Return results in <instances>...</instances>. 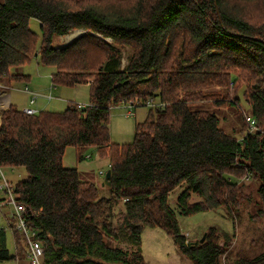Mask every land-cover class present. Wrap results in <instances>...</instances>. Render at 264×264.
Instances as JSON below:
<instances>
[{
  "label": "trees",
  "instance_id": "1",
  "mask_svg": "<svg viewBox=\"0 0 264 264\" xmlns=\"http://www.w3.org/2000/svg\"><path fill=\"white\" fill-rule=\"evenodd\" d=\"M30 20L40 23L39 46ZM77 30L85 34L54 45ZM126 48L132 53L122 68ZM34 58L55 69L54 86L91 90L86 108L27 115L11 105L1 114L0 166L26 172L15 192L43 243V264H147L145 229L166 231L192 264H221L225 245L216 228L203 243L193 241L178 218L232 209L242 179L258 182L264 206V0H0V83L27 81L11 70ZM238 81L245 92L237 100L202 92L226 91ZM136 98L165 107L150 108L136 123L131 144L112 143V106ZM202 101L237 107L239 131H227L215 111L195 108ZM246 117L257 122L256 131ZM71 147L95 148L110 160V197L64 167ZM179 189L173 207L170 197ZM194 196L201 200L192 203ZM121 202L125 212L114 224ZM121 230L136 246L131 253L113 247ZM13 240L11 255L0 230V262L25 254L20 235ZM238 264H264V252Z\"/></svg>",
  "mask_w": 264,
  "mask_h": 264
},
{
  "label": "rangeland",
  "instance_id": "2",
  "mask_svg": "<svg viewBox=\"0 0 264 264\" xmlns=\"http://www.w3.org/2000/svg\"><path fill=\"white\" fill-rule=\"evenodd\" d=\"M30 28L39 35V46L41 43L40 23L36 20H30ZM80 33L85 32L77 30L67 36H62L55 39L54 45L57 47L61 45L65 46L78 37ZM107 40L111 42L110 39ZM131 53L130 48L124 50L122 68L128 65V58ZM11 73L26 75L28 77L27 81L24 79L5 80L0 83L3 87L2 91H7L11 95L12 103L19 110L32 106L30 96L24 91L26 86L38 95L37 104L42 103L45 105L46 108L43 111L62 113L65 112L70 104H76L84 108L90 105L91 90L89 85L85 84L74 87L64 85L54 86L52 76L55 73V69L43 65L40 58H34L29 64L12 69ZM238 87L239 89H237ZM240 89L242 90L239 91ZM206 91H224L230 100H237V95L245 92V84H242L240 81L236 84L231 82L228 90L226 89L228 92L219 86L202 90L204 93H207ZM2 93L0 91L1 96ZM141 93H144V91L142 90ZM31 97L33 98L34 96ZM49 97H52V99H49ZM183 97L181 93L180 98ZM207 102L202 101L199 104L200 106L197 105L195 108L215 111L220 115L221 125L227 131L231 132L233 128H237L239 131L243 124L239 120L240 110L237 107L225 104L221 107L215 105V107L212 103ZM240 103H242L244 114L250 115L246 102L242 100ZM123 105L124 102L112 106L109 125L111 142L119 145L131 144L133 142L136 123L144 122L150 111L149 107L142 106L135 110V116H129L127 114L129 110L123 107ZM9 107L1 101L0 114L8 110ZM34 108L42 111L37 108V105ZM244 122L246 125L247 121L245 118ZM63 165L66 168L78 169L81 172L83 180L96 184L102 198L110 197L109 187L103 186L105 176L100 175L101 172L106 175L107 171L110 170V160L101 157L95 148H67L63 157ZM3 172L7 180L15 186L27 177L25 170L22 168L5 167ZM257 186L258 182L252 178L240 180L237 187L239 188V192L237 193L239 203L232 209L221 207L220 209L198 213L190 217H179L182 232L190 240L198 241L201 237L203 238L204 235H207L208 229L212 227L216 228L217 235H220L219 244L221 246L225 245V255L221 258V264H238L243 260L257 257L264 252V206L257 195ZM180 192L179 189L170 197V204L173 207L176 206V200ZM192 198V203L201 200L195 196ZM113 212V222L116 224L125 212L123 202L115 205ZM7 247L10 254L14 255V240L11 233H7ZM113 247H117L126 253H131L136 248L125 230H121L118 240L114 242ZM142 254L147 264H192L188 258L180 253L173 239L162 229H145L143 231ZM0 264H31V262L27 258V255L23 253L19 255L17 260L0 262Z\"/></svg>",
  "mask_w": 264,
  "mask_h": 264
},
{
  "label": "built area",
  "instance_id": "3",
  "mask_svg": "<svg viewBox=\"0 0 264 264\" xmlns=\"http://www.w3.org/2000/svg\"><path fill=\"white\" fill-rule=\"evenodd\" d=\"M2 85H0V91H2ZM1 97V95H0ZM52 97H49L51 99ZM31 105L33 106L36 102V96L31 98ZM165 107V104H157L152 98L147 99L145 102H141L140 98H136L135 101L125 103L123 107L127 108L129 116H135V110L139 107ZM82 108V106H79ZM22 113L27 115H34L38 113L37 110L32 107H25L21 110ZM251 130H257V122L249 117H246ZM111 166H109L110 168ZM4 168L0 166V230L7 233L20 235V244L27 258L31 264H43L44 258V246L38 237V232L32 228L27 218L26 205L19 200L18 195L15 192V185L10 183L5 174ZM103 177L105 174L100 173Z\"/></svg>",
  "mask_w": 264,
  "mask_h": 264
},
{
  "label": "crops",
  "instance_id": "4",
  "mask_svg": "<svg viewBox=\"0 0 264 264\" xmlns=\"http://www.w3.org/2000/svg\"><path fill=\"white\" fill-rule=\"evenodd\" d=\"M1 85V84H0ZM5 88V87H4ZM26 89H27V91H26ZM53 89H54V87H53ZM25 92H27V95H29L30 96V100H31V96H36V102H35V104L33 105V106H31L33 109H35L34 108V106H36L37 105V108L38 109H40V110H44V108H46L45 107V105L44 104H42V103H40V104H37V97H38V95L36 94V93H34V92H32L31 90H30V88L29 87H27L26 86V88H25V90H24ZM23 91V92H24ZM51 91H52V88H51ZM1 92H3L2 93V96L0 97V103H1V101L3 102V103H6V105H8V106H11V105H14L13 103H12V98H11V95L10 94H8L7 93V91H1ZM52 99V98H51ZM7 107V106H6ZM16 107V106H15ZM8 108V107H7ZM35 110H37V109H35ZM38 112H41V111H39V110H37ZM0 124H1V114H0ZM79 171V170H78Z\"/></svg>",
  "mask_w": 264,
  "mask_h": 264
},
{
  "label": "water",
  "instance_id": "5",
  "mask_svg": "<svg viewBox=\"0 0 264 264\" xmlns=\"http://www.w3.org/2000/svg\"><path fill=\"white\" fill-rule=\"evenodd\" d=\"M83 34L85 33H80V35L78 37H76L74 40H72L71 42L75 41L76 39H78L79 37H81ZM70 42V43H71ZM111 180H112V172L111 170L107 171L105 178H104V182H103V186H111ZM206 235L203 236V238L201 239V242L203 243L205 241Z\"/></svg>",
  "mask_w": 264,
  "mask_h": 264
}]
</instances>
